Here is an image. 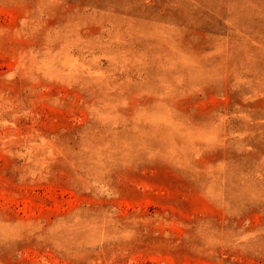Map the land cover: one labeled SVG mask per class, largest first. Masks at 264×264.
Here are the masks:
<instances>
[{"label":"rangeland","instance_id":"374dc122","mask_svg":"<svg viewBox=\"0 0 264 264\" xmlns=\"http://www.w3.org/2000/svg\"><path fill=\"white\" fill-rule=\"evenodd\" d=\"M0 264H264V0H0Z\"/></svg>","mask_w":264,"mask_h":264}]
</instances>
